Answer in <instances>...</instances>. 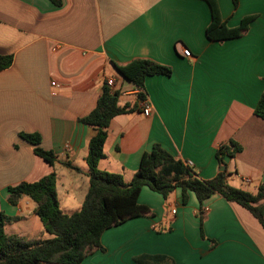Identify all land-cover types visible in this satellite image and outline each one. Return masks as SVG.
<instances>
[{
  "label": "crops",
  "instance_id": "1",
  "mask_svg": "<svg viewBox=\"0 0 264 264\" xmlns=\"http://www.w3.org/2000/svg\"><path fill=\"white\" fill-rule=\"evenodd\" d=\"M59 1L0 0V55L12 57L0 71V212L15 218L5 234L49 238L33 201L21 196L15 205L7 202L9 187L54 171L61 210L60 192L65 196V188H74L75 178L85 195L84 158L95 130L78 119L94 108L107 80L119 93L118 105L135 109L110 121L100 170L128 183L156 144L210 180L220 168L216 149L234 142L241 150L224 160L226 183L251 193L264 183V120L253 113L264 94V0H238L236 7L216 0L230 28L255 16L242 36L221 43L206 39L210 13L203 0ZM136 58L171 70L144 80L148 116L141 112L138 89L113 67ZM20 134H38L40 147L52 151L56 163L51 167L36 156ZM138 203L153 216L104 231L103 251L91 250L81 264H135L141 254L166 255L175 264H264V229L220 195L200 207L192 193L183 205L179 189L164 200L143 187Z\"/></svg>",
  "mask_w": 264,
  "mask_h": 264
},
{
  "label": "trees",
  "instance_id": "2",
  "mask_svg": "<svg viewBox=\"0 0 264 264\" xmlns=\"http://www.w3.org/2000/svg\"><path fill=\"white\" fill-rule=\"evenodd\" d=\"M55 6L59 0H49ZM210 13V21L205 29L206 39L221 43L242 36L255 16L242 18L236 27H228L222 20L216 0H203ZM233 7L238 0H231ZM11 56L0 55V71L8 68ZM117 73L138 89L139 101H145L144 80L149 76H169V67L150 59L136 58L125 64L113 63ZM119 93L104 86L94 108L78 122L92 127L95 134L87 144L84 161L87 166L88 188L79 210L66 214L60 209L57 193V175L54 171L36 182H22L9 187L7 202L15 205L21 196L36 204L35 213L49 238L27 240L7 235L4 226L15 218L0 212V264H81L83 258L93 249L103 251L100 238L104 231L117 227L124 222L144 216H153L150 209L138 203L143 187H147L166 200L176 189L181 192V202L186 204L188 193H192L201 207L202 203L214 195L236 203L247 210L264 229V183L251 193L234 188L226 183V173L219 171L210 180H202L194 169L174 158L159 145H153L149 152L142 155L138 169L126 183L118 173L102 171L98 162L105 158L104 145L110 121L118 116L132 112L135 106L118 105ZM253 113L264 120V94L259 97ZM28 142L33 153L51 167L57 158L52 151L40 147L38 134H20ZM241 150L234 142L219 147L215 158L219 167L225 166V158H232ZM64 167L79 172L69 162ZM199 229L202 235V215L198 214ZM159 230V229H158ZM167 230H169L167 228ZM135 264H175L166 255L141 254L133 258Z\"/></svg>",
  "mask_w": 264,
  "mask_h": 264
},
{
  "label": "rangeland",
  "instance_id": "3",
  "mask_svg": "<svg viewBox=\"0 0 264 264\" xmlns=\"http://www.w3.org/2000/svg\"><path fill=\"white\" fill-rule=\"evenodd\" d=\"M62 183H65V187L67 186L68 179L66 177L62 178ZM74 188H65L69 189L68 193L63 196L62 192H60V201H61V207L62 210H64V213H72L77 210H79V207L77 206L78 200L80 196L84 198L83 196V189H82V182L75 178L73 183H71ZM64 208V209H63ZM105 253V252H104ZM111 255H108L107 257H110Z\"/></svg>",
  "mask_w": 264,
  "mask_h": 264
},
{
  "label": "built area",
  "instance_id": "4",
  "mask_svg": "<svg viewBox=\"0 0 264 264\" xmlns=\"http://www.w3.org/2000/svg\"><path fill=\"white\" fill-rule=\"evenodd\" d=\"M182 55L184 57H190V53L188 51V49H183L182 50ZM51 85H54V83H51ZM106 86L107 87H113L114 86V83L112 80H107L106 81ZM141 112L144 116H148L150 114V111H149V106L147 105L146 103V100L145 101H142V109H141ZM175 211L172 210V214H174Z\"/></svg>",
  "mask_w": 264,
  "mask_h": 264
},
{
  "label": "water",
  "instance_id": "5",
  "mask_svg": "<svg viewBox=\"0 0 264 264\" xmlns=\"http://www.w3.org/2000/svg\"><path fill=\"white\" fill-rule=\"evenodd\" d=\"M224 170H225V167L224 166H222V167L219 168V171H221V172H224Z\"/></svg>",
  "mask_w": 264,
  "mask_h": 264
}]
</instances>
